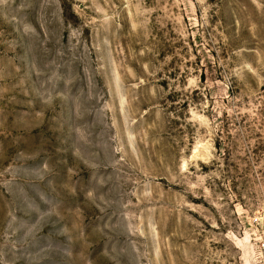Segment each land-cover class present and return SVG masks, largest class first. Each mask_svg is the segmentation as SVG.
<instances>
[{
	"label": "rangeland",
	"instance_id": "rangeland-1",
	"mask_svg": "<svg viewBox=\"0 0 264 264\" xmlns=\"http://www.w3.org/2000/svg\"><path fill=\"white\" fill-rule=\"evenodd\" d=\"M0 264H264V0H0Z\"/></svg>",
	"mask_w": 264,
	"mask_h": 264
}]
</instances>
